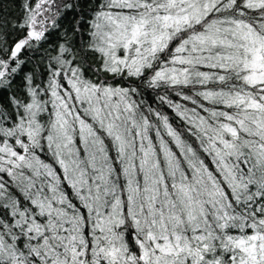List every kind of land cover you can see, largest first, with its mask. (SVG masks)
I'll list each match as a JSON object with an SVG mask.
<instances>
[{"label":"snow or ice","instance_id":"6c2138e0","mask_svg":"<svg viewBox=\"0 0 264 264\" xmlns=\"http://www.w3.org/2000/svg\"><path fill=\"white\" fill-rule=\"evenodd\" d=\"M0 264H264V0H0Z\"/></svg>","mask_w":264,"mask_h":264}]
</instances>
